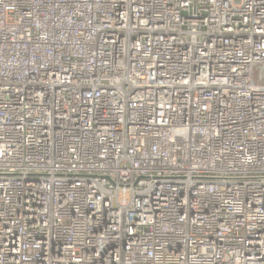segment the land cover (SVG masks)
Returning <instances> with one entry per match:
<instances>
[{"label":"built area","instance_id":"1","mask_svg":"<svg viewBox=\"0 0 264 264\" xmlns=\"http://www.w3.org/2000/svg\"><path fill=\"white\" fill-rule=\"evenodd\" d=\"M0 264H264V0H0Z\"/></svg>","mask_w":264,"mask_h":264}]
</instances>
